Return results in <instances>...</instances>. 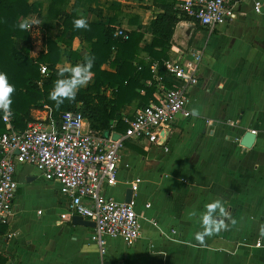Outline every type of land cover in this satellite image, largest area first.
<instances>
[{
    "label": "crops",
    "instance_id": "crops-1",
    "mask_svg": "<svg viewBox=\"0 0 264 264\" xmlns=\"http://www.w3.org/2000/svg\"><path fill=\"white\" fill-rule=\"evenodd\" d=\"M152 1L79 0L78 8L97 12L88 16L89 23L109 26L112 32L117 28L126 35L141 34L140 50L131 63L138 73L149 62L142 48L151 43L149 23L159 13ZM252 1H240L235 20L222 32L178 22L167 59L161 60V66L149 63L150 78L139 81L144 86L154 82L149 103H155L164 89L179 86L165 75L163 62L176 60L178 53L185 57L192 50L202 54L198 81L187 93L190 122L172 128L168 152L144 142H124L116 183L102 189L105 196L121 202L133 179H140L133 194L139 240L125 246L119 239H105L104 246H99L92 239V227L74 225L65 216L56 185L43 181L33 168L18 165L13 215L0 230V264H264V17L252 11ZM258 1L264 11V0ZM50 25L52 37L59 35L61 18ZM36 33L30 38L31 59L45 53L43 40L49 37L39 38ZM203 33L206 39L197 41L196 36ZM37 37L40 40L35 42ZM71 51L79 58L70 62L68 51L63 50L56 69H70L71 64L90 58L78 39L73 40ZM99 69L114 73L107 64ZM90 84L92 78L86 86ZM136 92L144 95L143 89ZM103 94L111 97L107 88ZM44 106L48 108L30 110L29 121L42 117ZM135 109L125 104L119 108V117H129ZM245 132L254 134L248 149L239 145ZM217 200L224 211L216 209L212 218L224 227L203 235L201 241L197 234L205 232L202 215Z\"/></svg>",
    "mask_w": 264,
    "mask_h": 264
},
{
    "label": "built area",
    "instance_id": "built-area-1",
    "mask_svg": "<svg viewBox=\"0 0 264 264\" xmlns=\"http://www.w3.org/2000/svg\"><path fill=\"white\" fill-rule=\"evenodd\" d=\"M240 1L176 0L172 9L176 17L211 31L235 20ZM252 11L264 17L258 0L252 1ZM26 25L25 30L31 33V24ZM112 37L125 40L127 35L115 28ZM179 57L162 64L165 75L178 81L179 86L164 89L155 103L121 118L125 130L117 134L116 139L111 138V131L106 138L102 133L91 131L78 111L62 112L55 121L44 106V115L28 121L20 131L0 109L3 126L0 132V227H6L13 215L18 188L15 169L24 165L33 168L43 181L56 185V194L65 204L66 217L78 216L94 224L92 239L99 246H104L105 239H119L125 246L134 245L140 237V225L133 194L140 179L135 177L130 184L131 197L127 203L112 200L102 189L114 187L116 183L119 151L124 142L137 145L144 142L167 153L172 128L190 120L187 93L198 81L202 54L192 50L185 57ZM38 72L42 78L48 75L43 64L38 65ZM144 208L149 205L145 204Z\"/></svg>",
    "mask_w": 264,
    "mask_h": 264
},
{
    "label": "trees",
    "instance_id": "trees-1",
    "mask_svg": "<svg viewBox=\"0 0 264 264\" xmlns=\"http://www.w3.org/2000/svg\"><path fill=\"white\" fill-rule=\"evenodd\" d=\"M175 2L176 0L152 1L151 6L158 9L159 13H156L149 23L151 43L142 48L149 55V62L137 73L131 63L136 60L140 50L138 44L142 38L141 34L129 33L125 40L113 38L109 26L88 22V16L97 12L93 9L80 10L79 0L72 1L69 11L66 9L70 0H0V72L7 75L8 83L15 89L10 97L13 127L23 130L30 120V110L46 105L55 121L62 112L78 111L87 121L91 131L122 133L125 124L119 117V108L132 104L138 109L152 101L154 82L144 86L139 84V81L150 78L147 75L149 63L155 62L161 66V60L167 59L166 52L174 26L178 22L188 20L176 17L172 9ZM57 18H61L59 35L45 37V53L39 54L35 59L29 58V32L20 25L28 24L33 19L39 21L41 28H48ZM80 18L86 21V29L74 28L73 21ZM74 39L85 45V51L92 59V84L79 89L75 100L70 102L65 99L57 107L56 101L49 98V93L53 91L58 79L67 78L68 75L65 71L64 76H59L58 73L65 69H56L55 66L61 64L63 50L68 51L67 59L70 62L79 58L76 52L71 51ZM39 64L46 66L47 77H40ZM102 64H107L114 73L101 71L99 68ZM74 66L71 64L70 67ZM38 81L40 85L37 84ZM50 84L52 90H49ZM106 88L109 89L111 97L103 94ZM138 89L144 90L143 96L137 94ZM110 123H113L112 128ZM2 129L0 123V132ZM3 227L1 226L0 230Z\"/></svg>",
    "mask_w": 264,
    "mask_h": 264
},
{
    "label": "clouds",
    "instance_id": "clouds-1",
    "mask_svg": "<svg viewBox=\"0 0 264 264\" xmlns=\"http://www.w3.org/2000/svg\"><path fill=\"white\" fill-rule=\"evenodd\" d=\"M39 23V21H36ZM74 28L76 29H86L87 23L83 18L73 21ZM20 27L26 28L28 25L21 24ZM92 59H87L82 64H77L70 69L62 70L58 73L59 76H64V72H68L67 78L58 79L56 81V86L53 91L49 93V98L56 101L57 107H59L65 99L70 102L75 100L77 91L88 84L94 75L91 72ZM15 89L12 85L8 83L7 75L3 72H0V109L5 112V118H11L12 112L10 110L11 99L10 97L14 93ZM193 115H197L196 111L193 110ZM220 209V212L223 213V208L219 200L215 201L208 206V211L202 215V223L205 228L203 234H197V239L203 240V235H211L213 231H219L220 228H223L224 225L222 222L217 223L216 220L212 218V213ZM195 215V213H193Z\"/></svg>",
    "mask_w": 264,
    "mask_h": 264
},
{
    "label": "water",
    "instance_id": "water-1",
    "mask_svg": "<svg viewBox=\"0 0 264 264\" xmlns=\"http://www.w3.org/2000/svg\"><path fill=\"white\" fill-rule=\"evenodd\" d=\"M102 136L104 138H106L108 136V131H103L102 132ZM112 139H116L117 138V134H113L111 135ZM253 139H254V134L251 132H245L243 134V136L241 137L240 141H239V145L248 149L251 147L252 143H253ZM131 197V191L129 189H126L124 192V197H123V201L125 203L129 202ZM71 223L74 225H81V226H85V227H94V224L92 222L89 221H84L82 220L80 217L78 216H73L71 217Z\"/></svg>",
    "mask_w": 264,
    "mask_h": 264
},
{
    "label": "rangeland",
    "instance_id": "rangeland-1",
    "mask_svg": "<svg viewBox=\"0 0 264 264\" xmlns=\"http://www.w3.org/2000/svg\"><path fill=\"white\" fill-rule=\"evenodd\" d=\"M32 22H33L32 25H33V27H34L35 30H34V32H31V34L29 33L30 38H31V35L32 34H35V31L36 30H37V33H38V37L39 38H43V36L52 37L54 35V30L51 27V25L48 28H41V26L39 25V23H36L35 20L32 19ZM223 28H224L223 25L222 26H217V27H215V30H218L219 32H222L223 31ZM206 35H207L206 33L198 34L196 36V40L199 41L200 39L203 40V38L206 39ZM38 37H37V40H35V42H38L40 40ZM30 41H31V39H30ZM188 122H190V121H188Z\"/></svg>",
    "mask_w": 264,
    "mask_h": 264
}]
</instances>
